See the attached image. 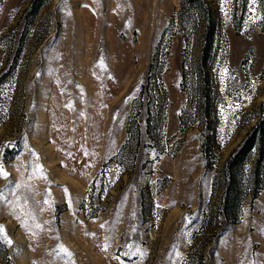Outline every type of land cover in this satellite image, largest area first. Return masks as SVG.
Instances as JSON below:
<instances>
[{
  "label": "rangeland",
  "instance_id": "374dc122",
  "mask_svg": "<svg viewBox=\"0 0 264 264\" xmlns=\"http://www.w3.org/2000/svg\"><path fill=\"white\" fill-rule=\"evenodd\" d=\"M263 118L264 0H0V264H264Z\"/></svg>",
  "mask_w": 264,
  "mask_h": 264
},
{
  "label": "trees",
  "instance_id": "16d2710c",
  "mask_svg": "<svg viewBox=\"0 0 264 264\" xmlns=\"http://www.w3.org/2000/svg\"><path fill=\"white\" fill-rule=\"evenodd\" d=\"M210 28V27H209ZM205 49L207 50L209 47V41H210V30L208 32H206V36H205ZM201 71L199 70L198 73H196L195 75V83L200 86V90L203 93V104H204V111L206 113L209 112V109L212 105V101H213V95L210 94L209 90L208 92V85H209V80L208 77L204 74H200ZM208 75V74H207ZM146 88V86L144 85V89ZM264 122V118L263 120L260 121L259 125L254 128V130L251 132L249 138L247 139V141L245 142L244 146L242 148H240L237 152H235L233 154V156H231V159L228 161L227 166L224 170V175L228 173V171L232 170L234 176H238L239 174V170L242 167L244 160L247 158L248 153L255 147V144L257 143V139H259L258 137L260 136V130L261 127L263 125ZM258 178H256L254 181L255 185H258V183H260L258 180Z\"/></svg>",
  "mask_w": 264,
  "mask_h": 264
},
{
  "label": "snow or ice",
  "instance_id": "6c2138e0",
  "mask_svg": "<svg viewBox=\"0 0 264 264\" xmlns=\"http://www.w3.org/2000/svg\"><path fill=\"white\" fill-rule=\"evenodd\" d=\"M0 175H7V173L3 171L2 166H0ZM9 242L11 243V241Z\"/></svg>",
  "mask_w": 264,
  "mask_h": 264
}]
</instances>
